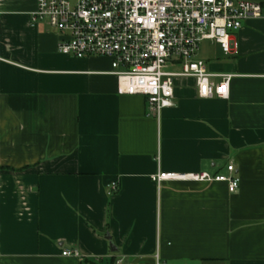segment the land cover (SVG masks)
<instances>
[{
    "label": "crops",
    "instance_id": "crops-1",
    "mask_svg": "<svg viewBox=\"0 0 264 264\" xmlns=\"http://www.w3.org/2000/svg\"><path fill=\"white\" fill-rule=\"evenodd\" d=\"M35 8L0 0V264H264V19L243 24L230 54L199 44L212 82L233 76L227 98L177 77L155 119L145 97L118 93L109 59L59 54ZM228 165L234 194L152 179Z\"/></svg>",
    "mask_w": 264,
    "mask_h": 264
},
{
    "label": "built area",
    "instance_id": "built-area-1",
    "mask_svg": "<svg viewBox=\"0 0 264 264\" xmlns=\"http://www.w3.org/2000/svg\"><path fill=\"white\" fill-rule=\"evenodd\" d=\"M264 19V7L250 0H36L33 24L43 23L58 35L57 51L76 59L107 58L118 80V93L146 98V117L158 119L174 106V79L192 78L200 99H225L232 75L218 83L203 61L199 44L212 41L225 54L236 48L235 35L249 20ZM172 62L178 72H167ZM228 175L157 174L153 181L222 182L239 189L233 165ZM117 191L112 184L109 195ZM63 256H78L68 250Z\"/></svg>",
    "mask_w": 264,
    "mask_h": 264
},
{
    "label": "trees",
    "instance_id": "trees-1",
    "mask_svg": "<svg viewBox=\"0 0 264 264\" xmlns=\"http://www.w3.org/2000/svg\"><path fill=\"white\" fill-rule=\"evenodd\" d=\"M261 4L264 7V3H261ZM109 264H115V261L114 260H111V262Z\"/></svg>",
    "mask_w": 264,
    "mask_h": 264
}]
</instances>
